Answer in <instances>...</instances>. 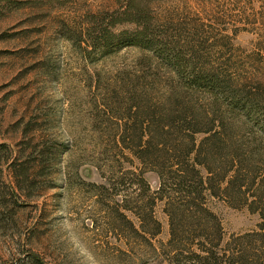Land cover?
<instances>
[{
    "label": "rangeland",
    "instance_id": "obj_1",
    "mask_svg": "<svg viewBox=\"0 0 264 264\" xmlns=\"http://www.w3.org/2000/svg\"><path fill=\"white\" fill-rule=\"evenodd\" d=\"M125 1L0 0V264H35L34 256L44 264H168L164 202L156 206L162 232L148 236L157 252L117 216L116 200L128 171L144 167L122 142L133 85L138 93L147 86L156 102L163 84L152 74L171 71L138 46L88 56L82 39L92 14ZM154 10L167 33L196 53L199 68L225 71L264 94V0H160ZM37 144L57 156L31 161L34 185H19L12 163L29 159ZM144 176L157 191L158 173L144 169ZM210 200L226 240L258 229V213Z\"/></svg>",
    "mask_w": 264,
    "mask_h": 264
},
{
    "label": "trees",
    "instance_id": "obj_2",
    "mask_svg": "<svg viewBox=\"0 0 264 264\" xmlns=\"http://www.w3.org/2000/svg\"><path fill=\"white\" fill-rule=\"evenodd\" d=\"M158 1L126 0L119 10L92 14L82 31L88 56L102 58L138 46L151 50L150 58L171 71L162 77L152 74L163 84L156 102L149 99L147 86L138 93L139 86L133 85L123 147L144 169L157 172L161 184L153 191L143 168L129 170V182L119 192L123 200H116L117 216L124 217L132 231L158 252L148 236L162 232L156 206L163 201L171 233L162 248L168 264H264V169L258 170L264 166V94L225 71L199 68L196 53L161 25L154 10ZM125 23L135 28L117 29ZM148 85L153 86L154 80ZM137 97L139 101L134 100ZM199 134L203 136L198 138ZM46 147L37 144L29 159L12 163L19 185H34L31 161L48 163L54 159L48 158L50 153L57 156ZM213 197L258 213L262 219L258 229L226 240L211 206ZM33 262L44 264L36 256Z\"/></svg>",
    "mask_w": 264,
    "mask_h": 264
}]
</instances>
